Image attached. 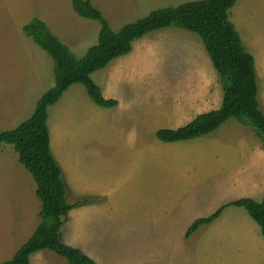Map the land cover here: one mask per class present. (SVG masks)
<instances>
[{"label": "rangeland", "instance_id": "1", "mask_svg": "<svg viewBox=\"0 0 264 264\" xmlns=\"http://www.w3.org/2000/svg\"><path fill=\"white\" fill-rule=\"evenodd\" d=\"M90 1L116 32L152 10L201 0ZM33 19L43 21L76 58L83 57L97 43L100 24L77 16L71 0H0V132L11 130L29 118L39 97L54 85L51 58L22 32V27ZM228 20L239 33L245 50L254 58L257 98L264 113V0H237L228 11ZM170 29L176 30L169 27L158 31ZM195 37L192 46L206 53L200 38ZM167 41L160 38L157 44L143 45L145 48L153 45V50H158L162 65L160 61L157 69L152 64L133 74L142 68L133 47L135 42L128 55L116 58L123 61V70L127 69L131 76L130 87L119 95L122 110H101L80 84L69 87L48 108L50 152L63 172L69 194L67 203L94 201L74 208L63 218L60 239L96 264H264V239L242 208H226L212 224L199 227L191 237L185 238L194 220L209 215L224 201L242 198L241 191L245 195L258 194L254 200L261 201L264 185L257 187V181L263 176L257 171L251 181L248 175L235 178L222 175V163L227 158L223 151H231L238 136L248 133L250 127L234 118L227 120L220 128L223 134L218 133L222 134L221 139L207 145L215 151L198 160L203 165L191 177L189 161L179 151H144L141 162L135 166L127 164L131 159L128 152L135 154L150 141L159 143L158 130L155 134L148 130L149 124L141 121L144 113L137 112L141 100L150 97L147 91L158 94L152 103L175 100L174 95L164 94L163 86L166 82L171 89L176 85L177 78L169 73L180 68L172 54L185 49L177 43L179 40L169 49ZM155 56L152 53L144 63L156 62ZM138 63H141L139 68ZM156 70H159L157 74ZM192 76L193 73L184 80L189 82ZM183 87L176 88L179 95ZM161 105L164 104L154 108ZM205 149L198 150H209ZM24 181L31 190L35 187L31 175L18 163L13 148L2 145L3 222L11 219L9 214L25 206L19 196L20 189L26 185ZM87 185L90 189L98 188L84 192ZM35 203V219L39 224L41 203L37 197ZM13 253L0 256V263L9 260ZM40 253L43 254L33 256L31 264H68L48 250Z\"/></svg>", "mask_w": 264, "mask_h": 264}, {"label": "trees", "instance_id": "2", "mask_svg": "<svg viewBox=\"0 0 264 264\" xmlns=\"http://www.w3.org/2000/svg\"><path fill=\"white\" fill-rule=\"evenodd\" d=\"M236 2L237 0L184 2L152 10L146 16L113 32L90 0H71V7L77 16L100 24L97 43L89 47L81 58H76L43 21L33 19L22 27L24 35L51 58L54 85L39 97L29 118L11 130L0 132V148L2 145L13 148L18 163L31 175L36 186L35 195L41 203L38 213L40 222L32 236L9 260L0 264H30L31 256L41 250L56 254L68 264H96L60 239L63 218L72 209L94 201L83 199L74 204L67 203L62 170L50 152L47 111L69 87L76 84L85 88L89 99L96 106L115 107L117 101L103 98L91 75L105 68L113 59L129 54L133 42L151 32L174 27L199 36L219 75L223 90L222 105L218 110L199 115L178 129L158 130L156 138L165 143L193 140L214 132L227 120L234 118L256 133L264 150V113L257 98L254 58L245 50L239 33L228 20V11ZM229 206L243 208L260 227L264 237L263 196L260 202L240 199L225 204L212 215L196 219L187 229L185 238H189L199 227L213 222Z\"/></svg>", "mask_w": 264, "mask_h": 264}, {"label": "crops", "instance_id": "3", "mask_svg": "<svg viewBox=\"0 0 264 264\" xmlns=\"http://www.w3.org/2000/svg\"><path fill=\"white\" fill-rule=\"evenodd\" d=\"M149 34L150 35L147 34L148 37H145L143 39L141 38V40L135 42L133 45V47L135 46V48L137 49V54H139L138 56L142 63V68L133 71V74L134 72H138V71L142 72L143 69L147 68L149 65L152 64H155L156 69L158 68L159 62L161 61L160 56L158 54V50L156 49L154 51L153 45L149 46L148 48L143 47V45H146L147 43L157 44L160 38H167L168 39L167 42L170 43L168 48L172 49V45L174 41L179 40L181 42H177V43L178 44L180 43L181 45L180 47L185 50L178 51L177 54L175 55L172 54V57H177L179 68L180 69L183 68L181 70L180 69L171 70L169 73V76L171 75V77L177 78L176 85L173 87V89L169 87L167 82L163 86L164 89L163 91H165L164 94L167 95L168 97L174 95L175 100L167 103H161L160 101H154V103H152L154 96L155 99H158V94L154 93L152 90L147 91L150 94L148 100H141L140 107L138 108L137 112L139 114L140 112L141 114L144 113L143 116L141 117V121L145 124H149L148 128L150 129L148 130H151L153 134H155L157 130L163 128L169 130H175L192 122L199 115L218 110L222 105V99H223V90L220 83V78L217 71L213 67V64L211 62V59L207 51L205 50L206 51L205 53L202 49L197 48L196 50V47L192 46L194 39L196 40L195 37L196 34L179 28L178 29L176 28V30L170 29L168 31L157 30ZM191 34H195V35H191ZM173 48H175V45L173 46ZM152 53L156 54L155 58L157 59V61L156 62L151 61L148 62V64H145L144 63L145 60H147V58H149ZM122 63L123 61H121V59L116 60L115 58L109 63V65L106 68H103L91 75V79L99 87L103 98L107 100L111 99L117 101V105L115 107L113 108L99 107L101 108V110L102 109L103 110L114 109L116 111L122 110L121 107H123V105L120 103L119 95L121 94V91H123L125 88L127 87L129 88L131 83L130 73L128 74L127 69L123 70L121 66ZM141 63L137 64V68L141 66ZM161 65H162V61H161ZM189 66H191V68H187ZM158 71L159 70H156V74L158 73ZM191 73H193L192 80L189 82H187V80H184L187 79L189 74ZM257 79L258 77L256 74V80ZM182 86L184 87L181 89V93L179 95L176 88ZM160 104H164V105H161L160 108H154V106H158ZM145 109H147V111H145ZM238 123L247 126L240 122ZM222 126L223 124L214 132L199 137L200 139L196 138L193 140L168 142V143L161 142L159 140H158L159 143H154L153 141H150L149 143L143 144L140 150L135 154L133 151L128 152L131 155V159L130 162H127V164L129 163L130 166H135L138 161L141 162V157L144 156V151H179L181 155L184 157V159H186L185 161H189L190 164L189 166L191 167L189 170L192 169V173L190 175L191 177L194 174L195 169H198L203 165V163H199L198 160L203 158V155L208 154L210 151H215L213 149H209L207 145H211L213 144L212 142L221 139L223 130L220 128ZM148 130L145 131L150 132ZM247 130L248 133L246 134L241 133V136L240 135L238 136L239 140L235 142V146H232L231 151H223V154L227 158L224 161L225 164L222 163V175L230 178L248 175L249 176L248 178L251 181L252 176L257 171V174H261L263 176L262 180L258 179L257 181V187H261L264 185V150L262 148L261 141L259 137L256 135V133L250 128ZM221 132L222 134L218 135V133ZM245 144L247 145L246 148H244ZM201 147H205L206 149L209 150L207 151L198 150ZM224 169H225V173H223ZM24 182L26 183V185H23L24 188H22V190L20 189L19 191V196H21V201H22L21 203H24L25 205L23 209L16 210L14 213L9 214V218H11L12 220L8 218L9 220L6 222H3L4 221L3 214L0 213V256L8 254L9 252L12 253L14 251L16 252L19 249V247L32 236L36 227L38 226L35 219L36 186L33 187L31 190V188L28 187V182L27 181ZM96 188L98 187L93 186V188L90 189V187L87 185L84 188V192H86V190L90 189L91 191L92 189H96ZM65 190L68 198L69 194H68V190L66 189V185H65ZM263 191H264V187L262 188L260 193H262ZM239 196H243V197L231 198L229 201L226 202L224 201L209 215L201 218H206L212 215L221 206L225 204L240 199L254 200L256 196H258V194H256V196L253 195L252 193L245 195L241 191ZM229 207H234V206H229ZM234 208H240V207H234ZM213 222H211L210 224H212ZM210 224L203 226H208ZM259 230L262 238L264 239L260 227ZM256 237L259 238L258 236ZM15 252L13 253V255L15 254ZM41 254L43 253H40V251L39 253L36 252L35 254H33L30 258V264L32 263L33 256L41 255Z\"/></svg>", "mask_w": 264, "mask_h": 264}]
</instances>
